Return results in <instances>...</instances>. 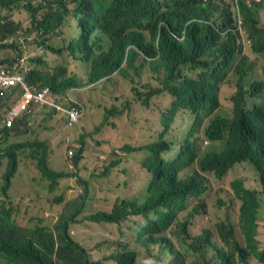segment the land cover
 <instances>
[{
    "label": "trees",
    "instance_id": "trees-1",
    "mask_svg": "<svg viewBox=\"0 0 264 264\" xmlns=\"http://www.w3.org/2000/svg\"><path fill=\"white\" fill-rule=\"evenodd\" d=\"M69 1L0 0V53L10 49L0 58V65H18L22 73L31 67V72L23 74L27 86L35 91L49 86L59 96L55 101L76 114L72 120L70 115L43 109L60 118L57 145L67 150L68 167L54 170L50 163L54 146L49 140L27 142L20 138L9 142L14 136H29L23 131L30 123L26 113L12 128L3 126L24 88L18 86L10 96L0 97V264H235L236 257L211 243L209 232L196 239L191 254L181 232L168 228L176 218L174 207L188 194L200 192L197 178L184 181L185 177L178 175L187 157L192 161V151L200 139L186 133L178 146L166 139L180 112L195 114L202 124L206 122V138L213 142L203 154L214 147L227 148L223 155H209L202 162L204 169L215 170L221 176L235 163L244 162L254 170L259 189L244 192L243 182L238 181L242 190L237 191L244 192L239 197V222L248 242L243 249L236 243L230 249L244 260L247 251H252L254 259L264 264V248L256 238L258 209L264 202V135L259 128L263 111L244 113L240 90L233 116L219 114L222 86L234 71L235 39L230 36L222 41L215 28L231 25L229 13H222L219 5L207 7L203 0H71L75 5L72 15L78 22L70 34L63 30L71 13ZM240 5L249 20L256 19L246 0ZM24 16L30 20L28 26L22 20ZM197 19L206 22L200 24ZM20 31L26 36L22 44L18 40ZM184 31L186 39L181 43L174 36L180 37ZM158 32L159 46L154 42ZM255 32V49L264 53V30ZM7 35L14 40L10 47L4 43ZM32 35L34 41L29 42ZM105 35L112 42L109 50ZM37 38L40 48L59 58L54 70L42 59L44 55L34 54L23 68L19 67L30 44L37 45ZM70 61L89 63L91 69L87 68L84 77L76 75L69 67ZM145 73L158 85L144 84L142 91L134 88L135 104H127L129 116L123 123L119 115L124 114H119L116 105L102 100L109 94L85 97L82 91L84 87L87 91L94 89L101 81L113 83L121 76L138 84L136 79ZM68 91L75 102L69 96L67 99ZM161 97H167L169 103L157 115L155 98ZM98 108L101 111L97 113ZM89 116L93 117L91 121L78 128ZM94 123L95 129L90 130ZM156 131L159 139L143 145L147 133ZM112 132L119 133V140L135 139L126 145L129 164L120 168L123 159L111 163L107 153L110 144L117 145ZM136 153L143 157L142 167L149 179L146 188L132 198L125 188L131 183ZM171 153L173 156L168 158ZM24 176L28 180H23ZM94 186H112L113 191L120 192L116 209L110 214L94 212ZM45 201L60 206L52 221L45 212ZM130 218L136 221L133 230L124 227ZM84 221L114 228V237L95 249L97 257L73 236L72 224ZM230 227H234L231 221H223L217 231L232 235ZM171 235L179 240L180 247ZM197 253L199 257H195Z\"/></svg>",
    "mask_w": 264,
    "mask_h": 264
},
{
    "label": "rangeland",
    "instance_id": "rangeland-1",
    "mask_svg": "<svg viewBox=\"0 0 264 264\" xmlns=\"http://www.w3.org/2000/svg\"><path fill=\"white\" fill-rule=\"evenodd\" d=\"M228 3V0H225ZM22 20L26 26L30 23L27 17H22ZM71 24L67 21V24L63 27L67 33H72ZM244 42L243 53L249 57L252 61V71L249 76L248 82L252 83L256 80L264 81V58L259 57L253 54L249 48V45L246 42V36L242 38ZM8 52H1V56H6ZM12 56L13 53H10ZM60 63V61H58ZM70 67L76 75H81L84 77L87 75V68L82 63H71ZM116 77L115 75L111 78ZM138 84H132L129 79H126L124 76H121L118 81H113L109 84H101V82L95 85L98 89H92L87 91V87L82 88L85 97L86 96H95L101 95L105 96L104 100L109 102V105H116L117 110L119 111V119L123 123L126 117L129 116L127 110V104H135L134 88L142 89V85L150 83L152 86L156 87L158 85L157 81L150 77L147 73L141 75V78L136 79ZM141 86V87H140ZM237 89V77L235 75H230L226 83L222 86L221 92V101L222 108L219 114L232 117L233 116V103L232 97L235 94ZM86 92V93H85ZM92 93L91 95H89ZM262 100V96L255 99H248L249 107H252L254 104L259 103ZM169 103L167 97L155 98V112L158 115L159 112L164 109ZM97 111H91L92 115ZM101 109L98 108V112ZM90 112H88V115ZM93 117L89 116L83 119L78 128L82 125L87 124L91 121ZM60 118L56 116L53 112H49L43 109H37L34 115L30 118V123H27L23 131L27 132L29 136L24 138L22 136H14L10 138L9 142L19 140L20 138L23 141L27 142H45L50 141V146H54L53 158L51 160V167L54 170L64 169L68 167L67 161V150L64 146H58V133L61 127L57 124L59 123ZM113 121V120H112ZM195 121V116L188 112H180L172 126L171 131L166 136L170 141H173L177 146L182 142L185 134L192 128ZM206 122H203L199 136L201 142L199 144L200 152H204L210 147V143H205L204 131L207 128ZM96 124L90 127V130H94ZM107 133V131H106ZM113 138L117 139V145L112 146L110 144L107 147V153L112 162H117L119 159H123V162L117 167L120 168L124 164H129L130 154H126V145L133 144L134 140L132 137H122L118 139L119 133L112 132ZM136 137L139 135L136 134ZM159 139L158 131L154 134L152 132L147 133V137L144 138L142 144L151 143ZM95 143V142H94ZM5 144L4 146H6ZM145 154V153H144ZM146 155V154H145ZM173 156V153L169 155ZM136 159L134 160V166L131 170V183L125 188L127 195L132 197L138 194L142 189H145L149 176L146 173V170L142 167L143 157H139L136 153ZM198 169L197 165H194L192 168L188 169L187 174H192ZM206 181L208 184V191L201 198H189L184 204V209L179 211L176 222L172 227V231H175L177 226L189 218V214L194 212L195 209H198L199 212L195 218L191 219V223L188 226V231L192 236H197L203 232L205 229H211L213 232V239L220 246H224L223 242L218 236L217 228L218 224L223 221H231L236 229V235L241 243V245L246 246L245 238L241 232V226L239 222V211L241 207V201L237 196V191L234 184L237 181H242L245 188L249 190L259 189L260 184L254 170L248 164H239L236 165L232 170H230L223 179H217L213 174L206 173ZM23 180H28L26 176L22 177ZM32 183V182H31ZM93 191L96 190L95 195L93 196L95 211L94 212H103L105 214H110L116 209L115 202L120 197V192L115 189L112 190V186L106 188L93 187ZM74 197V195H71ZM131 199V198H130ZM60 206L51 204L50 202L45 201V212L50 214L51 221L55 216H57ZM44 213V214H46ZM41 217V216H40ZM134 219L130 218L124 224V227L127 229L133 230L134 228ZM109 225L94 224L89 221H84L80 223L72 224V233L75 239L80 241L86 248L93 251L94 257H97L98 245L104 242L107 239L114 237V228L109 227ZM172 239L177 246L180 247L179 240L173 236ZM257 240L259 241L260 248H264V202H262L261 207L258 209V235ZM101 252H104V249H100ZM155 255L157 254V248L153 251ZM164 259V258H162ZM166 260V259H165ZM250 262H256L251 258Z\"/></svg>",
    "mask_w": 264,
    "mask_h": 264
},
{
    "label": "clouds",
    "instance_id": "clouds-1",
    "mask_svg": "<svg viewBox=\"0 0 264 264\" xmlns=\"http://www.w3.org/2000/svg\"><path fill=\"white\" fill-rule=\"evenodd\" d=\"M240 2H241V0H228V3L225 0H203V3L207 7H209V6L217 7V5H219L222 13L224 11H227L230 15L231 25H229V24H227L226 26L222 25L220 28H215V30L219 34L222 41L227 40L230 36L235 39V41H234L235 53H234V58H233V62H234L233 75H235L237 77V89H236L235 94L232 97L233 107L235 109V98L237 97V95L239 94V91L241 90L243 92L242 108H243L244 113L253 112L256 109H261L263 111V118L260 122L259 128H260L261 133L264 135V81L256 80L252 83L248 82L249 76H250L251 71H252V61L249 59L248 56H246L243 53L244 42L242 41V38L245 35L246 36V42L249 45L251 52L253 54L259 56V57L264 58V53L255 49V45L258 41L255 29L264 30V0H246V3L248 5V9L251 10L252 15L256 18V19H252V20L248 19L247 15H246V9L240 5ZM74 9H75V5H74V3H71V0H70L69 5H68V10L72 11ZM205 22L206 21H204L202 19H197V23L205 24ZM189 25H190V23L188 22L186 24V27ZM160 35H161L160 32H158V35L154 41L157 44V46H159ZM104 37L107 39V44L105 45L106 50H109L111 45H112L111 39L108 35H105ZM147 38H148V40L151 39L148 36H147ZM174 38H176L181 43L185 42L186 31H184L180 37L174 36ZM84 65L86 66V68L91 69V65L89 63L84 62ZM69 92L70 91L67 92V95ZM51 95L55 99H57L59 97V96H55L53 94L52 89H51ZM260 95L262 96V100L259 103L254 104L252 107H249L248 99H255V98L259 97ZM37 106L39 109L53 110L56 113L60 114L55 109H50L47 107H41L40 105H37ZM32 110H33L32 114L28 115L26 113L29 118H31L35 113V108ZM192 115L195 116V121L193 123L192 128L187 133L191 137L198 138L200 140L198 142L197 148L193 149V151H192V161L189 162L190 157H187V159H186L187 161L179 170L178 175L184 176L185 177L184 181L190 180L191 178H197V180L200 183V192L198 194H188L187 196H185L183 198V201L181 204H177L174 207L173 214L176 216V218L170 223V225L168 227L170 229H172L174 223L176 222L179 211L184 209V204H185L186 200L189 198H201L208 191V184H207L206 176H205L206 173L213 174L217 179H223L226 176V174L230 170H232L236 165L244 164V162L235 163L232 167L228 168L224 172V174H222L221 176H219L215 170L204 169L202 167V162L209 155H211L213 153L218 154V155H223L226 152L227 148L226 147H223V148H215L214 147L207 154L201 153L200 149H199V144L201 142V138L199 136V133H200L201 126H202V123H201L202 120L197 115H195V114H192ZM207 131H208V128H206L204 131L205 143L206 144L210 143V145H211L213 140H211L210 138H208V139L206 138ZM147 144H150V143H147ZM143 145H146V144H143ZM144 153L146 154V156H148V154L146 152H142V154H144ZM168 158H170L169 155H168ZM194 165H197L198 169L196 171H194L192 174L188 175L186 171L188 169L192 168ZM234 186H235L236 191L242 190L241 182L237 181L234 184ZM246 189L247 188H245L244 192L246 191ZM244 192L241 194L237 193L238 198L241 197L244 194ZM165 208L167 210H169L167 207H165ZM198 212H199V210L195 209L194 212L189 214V218L187 220H185L184 222H182L181 224H179L176 228L177 231L181 232V234L183 236V240H184L185 244L188 246V249L190 250L191 254H192V250H193L194 246L196 247V239L204 238L205 233L209 232L211 243L213 245H215L216 247H218L219 249H221L222 251L229 252L230 255L236 257L237 261L235 262V264H259L254 259L252 251H247V258L244 260L241 258L240 253L234 252L233 250L230 249V248H232V249L235 248L234 243H236L241 249H243L245 247V246L241 245V243L239 242L237 235H236L235 227H230L232 230V235H229L226 232L217 231L218 236L221 239V241L223 242L224 246H220L217 242L214 241L213 232L211 229H205V230H203V232L201 234H199L197 236H192L188 231V226L191 223V219L195 218V216L198 214ZM219 224H218V226H219ZM241 232H242V234L245 238V241L247 243L248 242V235L246 233V230L242 226H241ZM210 249L214 250L213 248H210ZM199 256H200V253H197V255L195 257H199ZM251 258L254 259L256 262H250Z\"/></svg>",
    "mask_w": 264,
    "mask_h": 264
},
{
    "label": "built area",
    "instance_id": "built-area-1",
    "mask_svg": "<svg viewBox=\"0 0 264 264\" xmlns=\"http://www.w3.org/2000/svg\"><path fill=\"white\" fill-rule=\"evenodd\" d=\"M20 63L21 67H23L25 59H21ZM29 71V68L25 69V73H28ZM18 86H22L24 88V93L17 105L12 107V109L8 112L7 119L4 122L6 127L12 128L23 113H27L28 115L32 114V109L35 105L55 109L59 113L66 114L67 116L70 115L72 120L76 119L75 112L69 108L63 107L60 102L55 101V98L51 95L50 87H46L42 91L35 92L25 83L22 72L12 69L7 65H0V96L5 97L7 93L9 94L13 88ZM68 96L72 102H75L71 99L70 92L67 95V99Z\"/></svg>",
    "mask_w": 264,
    "mask_h": 264
},
{
    "label": "crops",
    "instance_id": "crops-1",
    "mask_svg": "<svg viewBox=\"0 0 264 264\" xmlns=\"http://www.w3.org/2000/svg\"><path fill=\"white\" fill-rule=\"evenodd\" d=\"M71 13L70 14H68V16H69V23L71 24V27L73 28V31H75V29H76V26H77V22H78V19L77 18H75L73 15H72V13H73V10L72 11H70ZM34 38H35V35H32V36H30L29 38H28V40H29V42H33L34 41ZM25 39H26V36L24 35V32H22V31H20L19 32V43L20 44H22L23 42H25ZM13 38L10 36V35H7V39L4 41V43L5 44H7V45H9L8 47H10L12 44H13ZM38 42H39V38H37V40H36V43H37V45H33V44H30V49H28V51L27 52H25V56L23 57V58H21V59H25V63H26V61L29 59L28 57H30L31 55H36V56H42V55H44V56H42V59L43 60H45L48 64H49V68L51 69V70H54V68L55 67H57L58 66V63H57V61H56V59H58V61H59V58L58 57H56V56H54V54H52L51 53V51L50 52H47L45 49L43 50L42 48H40L39 46H38ZM10 49H5V50H3L2 52H8ZM14 55V54H13ZM13 57H15V55L13 56ZM0 58H2V56H1V54H0ZM20 59V60H21ZM30 62V61H29ZM67 62H69V59H67ZM25 63H24V65H25ZM71 63H77V64H79L78 62H72V61H70V64ZM24 65H23V67H24ZM8 67H10V68H12V69H16V70H18V65H15V66H8ZM19 67L20 68H23V67H21V65H19ZM69 67H70V65H69ZM29 69H30V71L29 72H31V70H32V68L31 67H28ZM19 71V70H18ZM28 72V73H29ZM28 73H25V71L23 72V74H28ZM102 82V81H101ZM100 83V82H99ZM31 88H32V86H30ZM46 87H49V86H46ZM45 87V88H46ZM34 88H36V87H34ZM45 88H43V89H41L40 91H42V90H44ZM32 90L33 91H35L33 88H32ZM12 92H13V90H11V92L8 94L7 93V95L8 96H10L11 94H12ZM35 92H39V91H35ZM6 95V96H7ZM5 96V97H6ZM1 97V96H0ZM21 98H22V95L20 96V98H19V100L16 102V104L15 105H17V103L21 100ZM14 105V106H15ZM13 106V107H14ZM36 107H38L37 105H35L34 107H33V109L34 108H36ZM8 115V114H7ZM6 119H7V117H6ZM5 119V120H6ZM5 122V121H4ZM4 122H3V126L4 127H6L5 125H4ZM6 128H8V127H6Z\"/></svg>",
    "mask_w": 264,
    "mask_h": 264
}]
</instances>
